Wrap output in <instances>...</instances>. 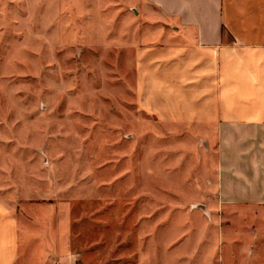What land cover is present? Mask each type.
<instances>
[{
	"label": "rangeland",
	"instance_id": "374dc122",
	"mask_svg": "<svg viewBox=\"0 0 264 264\" xmlns=\"http://www.w3.org/2000/svg\"><path fill=\"white\" fill-rule=\"evenodd\" d=\"M125 1L0 0V198L58 209L87 264L163 256L169 239L184 264H264V208L225 200L215 146L138 108ZM26 177L34 195L7 199Z\"/></svg>",
	"mask_w": 264,
	"mask_h": 264
},
{
	"label": "crops",
	"instance_id": "0c3cea01",
	"mask_svg": "<svg viewBox=\"0 0 264 264\" xmlns=\"http://www.w3.org/2000/svg\"><path fill=\"white\" fill-rule=\"evenodd\" d=\"M125 5L135 10V16L124 17L123 34L135 58L138 108L164 125L199 130L209 149L215 146L225 200L264 208V0H128ZM13 181L15 191L7 199L34 195L29 178ZM20 206L0 198V264H87L88 254L73 248L58 209L49 210L46 219L29 204ZM257 232L236 238L254 244ZM209 235V251L226 238L221 232ZM251 244L243 254L248 247L251 254ZM161 247L163 256H142L136 264H184V255L192 257L188 248L174 249L171 239ZM209 259L210 253L202 261ZM250 259L262 262L255 251ZM218 261L225 263L221 256Z\"/></svg>",
	"mask_w": 264,
	"mask_h": 264
}]
</instances>
